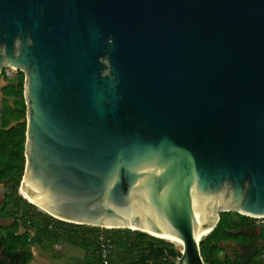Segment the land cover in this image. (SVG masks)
Returning <instances> with one entry per match:
<instances>
[{
  "label": "water",
  "instance_id": "95a60500",
  "mask_svg": "<svg viewBox=\"0 0 264 264\" xmlns=\"http://www.w3.org/2000/svg\"><path fill=\"white\" fill-rule=\"evenodd\" d=\"M4 68L49 215L176 238L175 264H210L222 212L264 217V0H0Z\"/></svg>",
  "mask_w": 264,
  "mask_h": 264
},
{
  "label": "trees",
  "instance_id": "16d2710c",
  "mask_svg": "<svg viewBox=\"0 0 264 264\" xmlns=\"http://www.w3.org/2000/svg\"><path fill=\"white\" fill-rule=\"evenodd\" d=\"M24 80V73L19 71L16 82H8L0 89L3 95L0 109V183L8 180L14 184L13 192L6 196V201L0 207V217L15 218L6 233L0 226V247L3 246L4 252L13 255L11 264H28L32 258V243L50 249L59 242L84 249V264H104L99 239L102 232L109 233V239H112L114 250L109 255L110 264H175L170 256H180L181 252L166 239L145 232L133 233L131 229H104L65 222L37 210L36 205L16 195L25 166L27 121ZM11 203L13 210L9 206ZM252 221L251 217L238 212H222L217 226L200 242L204 260L210 264H241L229 257L221 259L219 244L231 240L246 242L249 236L245 226H251ZM20 227H24L25 232L18 233ZM254 237V243L257 239L264 241V227ZM248 262L264 264V246L256 248Z\"/></svg>",
  "mask_w": 264,
  "mask_h": 264
},
{
  "label": "rangeland",
  "instance_id": "374dc122",
  "mask_svg": "<svg viewBox=\"0 0 264 264\" xmlns=\"http://www.w3.org/2000/svg\"><path fill=\"white\" fill-rule=\"evenodd\" d=\"M2 72L0 75V89L3 85L7 84L8 82H16L19 77L18 70H13L11 68H4ZM2 101H3V95L0 90V109L3 105ZM20 185H21V181H20V184L17 186L16 195L20 196L21 198L29 202V200L24 198V196L21 194ZM13 189H14L13 182L5 180L2 183H0V207L3 206L4 202L6 201V197H5L6 193L11 192ZM10 205L13 210L12 203L9 204V206ZM36 208L37 210L43 211L38 206H36ZM251 218L253 219L252 225L245 226L246 227L245 230L247 232H251L252 236H254L256 235V233L259 234V230L262 227H264V217H251ZM14 220L15 218L13 217H9V218L0 217V226L3 228V231H5V233H6V229L9 228L11 224H13ZM108 229H114V228H108ZM25 230L26 229L24 227H20L18 233H23L25 232ZM131 230L133 233L135 231H139V232H145L150 235H153L148 231L136 230V229H131ZM31 234H33L32 231H31ZM108 235L109 233L102 232L99 235V239L102 242H107L111 245L110 253H109L110 255L113 252L114 247L111 241L112 239H109ZM166 240L173 243L176 249L181 252L182 246H180L177 242L174 243V241H171L169 239H166ZM261 246H264V241H262L261 239H257L256 242L253 244L251 250L248 252H245V248L242 245H240V243H237L236 241L231 240V241L221 242L219 244V247H220L219 257L221 259H224L225 257H229L231 260H234V261L237 260L241 264H244L246 263L243 260L244 255L249 256V258H251L255 254V249L260 248ZM30 251L32 252V258L28 262V264H84V257L86 254L84 249L80 247H76V246H71L67 244L66 242H59L50 249H44L42 246H39L36 243H32L30 245ZM109 264H110V261H109Z\"/></svg>",
  "mask_w": 264,
  "mask_h": 264
},
{
  "label": "flooded vegetation",
  "instance_id": "af4514ba",
  "mask_svg": "<svg viewBox=\"0 0 264 264\" xmlns=\"http://www.w3.org/2000/svg\"><path fill=\"white\" fill-rule=\"evenodd\" d=\"M13 192V190L11 191V192H7L6 193V195H5V197L7 196V195H10L11 193ZM246 233H247V235L249 236V239L246 241V242H241L240 243V245H242L244 248H245V252H248V251H250L251 250V248H252V246H253V244H254V236H252V234H251V232H247V231H245ZM249 244V246H248V248H247V250H246V247L247 246H245L246 244ZM19 254V253H18ZM246 263H244V264H248L249 262H248V260H249V256H246V255H244V259H243ZM13 262V255H9V254H7L6 252H4V248H3V246H1L0 247V264H4V263H7V264H11ZM18 264V263H17Z\"/></svg>",
  "mask_w": 264,
  "mask_h": 264
},
{
  "label": "built area",
  "instance_id": "2783aa9c",
  "mask_svg": "<svg viewBox=\"0 0 264 264\" xmlns=\"http://www.w3.org/2000/svg\"><path fill=\"white\" fill-rule=\"evenodd\" d=\"M110 244L101 241V252L104 264H109Z\"/></svg>",
  "mask_w": 264,
  "mask_h": 264
},
{
  "label": "bare ground",
  "instance_id": "6f19581e",
  "mask_svg": "<svg viewBox=\"0 0 264 264\" xmlns=\"http://www.w3.org/2000/svg\"><path fill=\"white\" fill-rule=\"evenodd\" d=\"M20 192H21V194L24 196V198H26V199H28V200H31V198L24 192V190L21 188L20 189ZM203 237V236H202ZM164 238H166V239H169V240H171V241H174V243L175 242H177L180 246H182V244H183V242L181 241V240H178V239H176V238H173V237H164Z\"/></svg>",
  "mask_w": 264,
  "mask_h": 264
}]
</instances>
